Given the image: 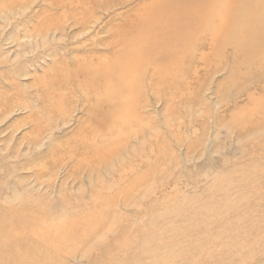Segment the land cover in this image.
I'll list each match as a JSON object with an SVG mask.
<instances>
[{
	"label": "rangeland",
	"instance_id": "obj_1",
	"mask_svg": "<svg viewBox=\"0 0 264 264\" xmlns=\"http://www.w3.org/2000/svg\"><path fill=\"white\" fill-rule=\"evenodd\" d=\"M71 2L0 0V219L40 246L45 223L79 224L68 229L84 237L62 239L59 264H140V250L167 259L173 239L191 236L210 246L199 264H260L264 189L253 193L249 168L264 170V89L220 101L225 72L201 64L187 101L150 68L138 91L89 78L112 58L113 14L132 3L88 21L83 0Z\"/></svg>",
	"mask_w": 264,
	"mask_h": 264
},
{
	"label": "bare ground",
	"instance_id": "obj_2",
	"mask_svg": "<svg viewBox=\"0 0 264 264\" xmlns=\"http://www.w3.org/2000/svg\"><path fill=\"white\" fill-rule=\"evenodd\" d=\"M66 1L72 3L71 0ZM77 2L79 3L80 0H77ZM83 3V13L87 15L86 20L89 18L88 21L97 17V13L103 9L110 10L113 7H121L127 3H132L124 11L113 14L114 17L119 16L117 19H120V21L115 24L112 23L106 28L107 30L110 27L108 30L112 31V33L104 40L106 42L104 45L113 54L112 58L100 60L101 65H95L90 71H87L86 75L89 78L99 77L103 80L110 78L109 81L113 85L120 86V89L129 91L128 89L132 87V89L139 90L142 74L150 68L157 73L158 79L161 77L166 80V83H170V87H175L178 84L180 89L176 88L177 91H173L179 93L182 97L184 96L187 101V94L192 93V89H190L192 85L189 86L188 78L192 76V79L195 81L200 80L201 76L198 75L199 69L197 70L196 67L198 64H201L205 71L207 68V70L210 69L213 72L219 70L225 72L224 78L217 80V85L215 86L216 94L222 95L220 101H226L225 99H228L226 97L227 94L230 97V101L234 103H236L235 100L240 95H247L245 97L251 100L255 97L254 94L256 92H248V86L250 85H253L256 91L264 89V0H83ZM87 3L93 10L89 9L90 11H88L89 5ZM193 66L194 68H192ZM250 68L254 69V73H251ZM210 71L209 73H213ZM235 78L242 81H239L238 87H236V82L238 81L235 80L236 82H234L233 80ZM206 80L203 79L204 84ZM194 82L193 86L197 84H194ZM220 83H229L227 84L228 86L234 84V88L236 87L237 89L232 91V87H225V85L222 86L225 89L222 92ZM200 85L199 87H201ZM107 86L104 84L105 88ZM166 86L168 87L169 85ZM200 89H197V91L194 89L196 92L193 91V98L198 96L197 93ZM119 109L121 110V108ZM96 110L98 111V109ZM258 169L255 167L249 168V172L252 173L251 181L259 180L257 186L252 185L254 194L264 189V170ZM223 200L225 201V197L222 196L221 205H223ZM222 212L218 213L216 210L215 213L217 214L214 213L215 218H219ZM179 215L181 214L179 213ZM45 224V227L40 226L41 229H38V233L36 234L38 239L45 244V246L43 244L40 246L37 240L31 242L27 239L26 235L14 232V228L18 225L17 222L14 220L6 222L0 219V264H59L60 252L64 248V246L61 248L63 240L67 241L69 235L77 237V234L68 228L77 230V227H80V225L67 227L68 223H63L65 227L51 225V228L48 224ZM211 233H213V230H210ZM228 233L229 230L225 227L218 231L217 238L211 237V240L217 242L216 239L220 240L223 238L222 236H226ZM83 237L77 238L82 240L81 238ZM200 239H202V235H200ZM200 241L194 238V236L184 238L183 240L173 239L171 246L168 248L169 254L166 255L167 259H155L156 253L154 251L150 250L151 255H149V253L145 254L143 250H140L138 252V263L199 264L200 259L194 258L195 253H198L203 261L206 260V255L211 254L210 246L206 245L205 247L199 244ZM254 242L256 243V248L253 245V250H260L257 255L261 261L260 264H262L264 263V231L258 240L256 239ZM203 243L206 244L204 241ZM259 246L261 249H258ZM65 254L67 253L65 252ZM200 264L204 263L200 262ZM250 264L254 263L251 261Z\"/></svg>",
	"mask_w": 264,
	"mask_h": 264
}]
</instances>
